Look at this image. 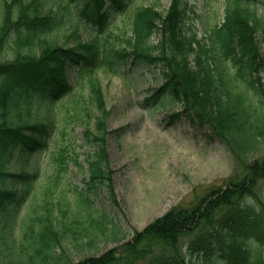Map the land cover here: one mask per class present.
<instances>
[{"label":"trees","instance_id":"1","mask_svg":"<svg viewBox=\"0 0 264 264\" xmlns=\"http://www.w3.org/2000/svg\"><path fill=\"white\" fill-rule=\"evenodd\" d=\"M85 1L82 12L97 30L85 24L91 35L88 40L78 30L71 31L67 38L76 41L70 45L52 35L60 20L52 8L43 12V0L2 2L0 210L6 211L11 203L20 207L28 196L31 180L37 173L23 168L12 171L8 163L16 152L19 158L25 153L30 157L47 144L55 126L49 119L51 105L67 94L72 117H86L83 133L86 141L98 146L97 152L87 157L91 182L87 195L81 192V201L92 218L96 211L91 190L97 188L99 181L107 182L114 199L112 177L107 171L109 111L101 79L95 72L101 65L116 70L128 60L162 66L164 82L153 94L155 103L167 95L178 106L180 103L181 111L174 115L185 113L195 123L208 125L211 135L232 152L237 162L235 173L221 186L210 187L195 202L177 205L143 230L134 231L132 237L125 234L119 237L118 230L113 229V239L122 241L118 247L77 261L64 253L58 254V259L61 264H140L144 260L145 264L184 263L181 252L184 239L196 237L199 248L206 249L205 244H210L212 249L213 242L224 244L230 264H264V233L260 229L264 223V192L260 182L264 179V83L260 77L264 53L258 37L260 29L264 32V17L251 5V0H227L224 22L206 29L199 37L192 29L194 21H187L191 12L198 16L188 0H172L166 11L153 4H142L130 12L131 33H118L116 39L122 37L123 42L116 43L111 40L114 29H103L117 8L104 10L107 0ZM115 1L119 9L126 5V0ZM127 12L124 10L122 17ZM155 35L157 42L153 40ZM11 38L13 57L1 60L4 45ZM72 70L75 75L71 84L68 73ZM76 85L78 89L74 92ZM67 152L68 148H64L55 157L53 185L69 171L70 161L81 164L77 153ZM10 177L23 182L21 197L17 181L12 186L7 184ZM47 191V197L51 196V188ZM248 201L256 202L257 206ZM45 202V214L33 217L28 224L29 233L25 234L29 246L34 248V255L28 256L29 264H49L68 231L75 240L82 235L80 219H73L70 224L64 221L68 208H62L60 203L63 219L59 225L55 223L54 203L48 199ZM100 211V220L95 219L100 229L112 223L117 226L105 211ZM36 220L42 225L38 230ZM252 234L261 242L260 250L248 246L247 238Z\"/></svg>","mask_w":264,"mask_h":264},{"label":"rangeland","instance_id":"2","mask_svg":"<svg viewBox=\"0 0 264 264\" xmlns=\"http://www.w3.org/2000/svg\"><path fill=\"white\" fill-rule=\"evenodd\" d=\"M2 2L0 0V14ZM84 2L85 0H43V12L52 8L56 19L60 20L59 25L51 32L61 42L68 45L75 43V38H67L73 30H78L82 38L91 39L84 28L86 18L81 12ZM126 2L128 12L123 17L115 16L114 23L116 20L117 26L110 24L114 29L111 40L116 43L123 42L122 37L116 39L118 33H131L130 12L137 5L153 4L157 9L166 11L172 0ZM226 2L227 0H189L198 16L191 12L187 21H194L192 29L199 37L203 36L206 29L224 22ZM250 2L264 17L263 0ZM111 3L108 0L107 5ZM258 37L264 53L263 29L258 31ZM157 39L158 35H155L154 42ZM12 46L13 38L4 45L1 60L13 57ZM95 73L101 79L109 111L106 120L109 126L106 140L109 155L107 171L112 177L115 200L107 182H97V188L91 190L96 212L92 214V218L89 217L81 201V192L87 195L88 183L91 181L87 157L95 154L98 146L86 141L83 134L86 117H72L70 98L65 97L62 102H55L49 112V119L53 120L55 126L47 144L30 157L25 153L19 158V153L16 152V156L8 163V168L12 171L17 172L23 168L31 174L36 172L37 175L31 180L28 196L18 210L15 209L16 204L11 203L8 211H0V264H29L28 256L34 255V248L29 246L30 241L25 234L29 233L28 224L31 219L45 214L46 199L54 203L53 208L58 212L54 214L57 216L55 223L61 225L60 220L63 219L59 211L60 203L62 208H68L64 218L66 224H70L73 219H80L83 223L81 237L75 240L74 234L68 231L62 245L50 257L49 264H61L58 254L64 253L77 261L120 246L122 241L113 239V229L118 230L119 237L124 234L132 237L134 231L143 230L177 205L188 206L195 202L210 187L221 186L235 173L237 162L232 152L225 143L211 135L212 130L208 125H202L198 121L195 123L185 113L174 115L180 110V103L178 106L170 97L164 96L156 103L154 98L150 99L164 81L162 66L128 62L116 71L101 65ZM74 75V70L68 73L70 82ZM260 77L264 83V71ZM255 98L258 100L259 96L255 94ZM64 148H68L67 154L71 155L73 151L74 155L77 153L82 165L70 161L69 171L61 175L58 183L53 185L56 175L55 157ZM15 179L10 177L7 184L12 186L17 181V190H21L23 182ZM260 182L264 192V179ZM48 188L53 192L49 197ZM23 194L21 190L19 197ZM248 203L257 206L256 202ZM100 210L105 211L117 226L112 223L108 228L100 229L95 221L100 220ZM34 225L36 230L42 227L38 220ZM260 229L264 233V223ZM199 243L196 237L184 239L181 252L185 264H230L224 244L213 242L212 249H209L210 244H205L206 249H203L198 247ZM247 244L256 251L261 248V242L254 234L247 238ZM145 263L144 260L140 264Z\"/></svg>","mask_w":264,"mask_h":264}]
</instances>
